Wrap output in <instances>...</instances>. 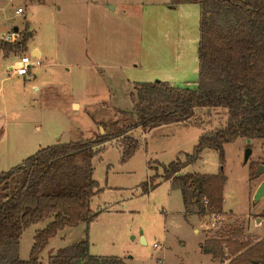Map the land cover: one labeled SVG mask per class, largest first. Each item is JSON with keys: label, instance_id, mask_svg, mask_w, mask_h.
Segmentation results:
<instances>
[{"label": "rangeland", "instance_id": "1", "mask_svg": "<svg viewBox=\"0 0 264 264\" xmlns=\"http://www.w3.org/2000/svg\"><path fill=\"white\" fill-rule=\"evenodd\" d=\"M168 2L0 0V41L13 33L15 39L6 41L13 43L25 29L32 32L26 42L27 52L14 49L5 55L0 50V172L40 148L103 134L105 124L128 116L134 81L128 84L123 76L129 74L144 47L149 52H163L168 47V57L176 61L194 48L197 52L198 16L182 12L180 6L172 10ZM18 7L21 12H16ZM160 11L161 16L155 15ZM146 30L150 36L141 39L140 33ZM33 48L40 50L39 58L36 52L31 55ZM21 55L34 60L26 76L13 75L10 69ZM197 73L198 67L195 78ZM187 85L193 88L195 84ZM207 109H195L193 118L199 124H163L140 135L135 129L140 146L125 162L120 160L115 140L104 143L92 159L93 177L100 190L90 208L103 210L90 224L92 254L120 256L127 264H158L159 259L162 264H222L200 249L205 239L216 237L217 231L238 227L253 239L264 238V197L253 200L256 187L264 180V170L257 174L264 166L263 140L248 143V138L238 137L226 143L222 162L218 151L206 148L186 167V171L201 174H216L222 169L226 180L223 212L218 217H185L181 192L168 180H161L149 192L142 191L141 184L160 174L162 165L192 150L191 139L197 132L224 124L225 110ZM179 127L188 131L179 133ZM248 146L251 153L245 159ZM45 224L38 222L23 230L20 258L29 257L34 232ZM79 227H66L52 237L41 253V264H46L48 254L81 240L84 231Z\"/></svg>", "mask_w": 264, "mask_h": 264}, {"label": "trees", "instance_id": "2", "mask_svg": "<svg viewBox=\"0 0 264 264\" xmlns=\"http://www.w3.org/2000/svg\"><path fill=\"white\" fill-rule=\"evenodd\" d=\"M171 3L200 6L194 87L162 80L134 82L131 111L125 118L105 124L103 134L40 148L0 172V264H41V253L49 240L64 228L82 223L86 225L83 238L58 248L46 264H127L120 256L93 255L89 251L88 225L103 211L90 208L100 190L93 177L92 159L105 142L115 140L120 160L125 162L140 146L135 129L146 133L163 124H199L193 118L196 108L225 110L224 124L203 131L190 152L180 153V157L162 165L161 173L150 176L141 188L146 193L161 180H168L181 192L185 217L222 214L226 180L222 169L216 174L185 169L206 148L218 151L222 162L226 143L238 137L264 141V0ZM31 37L32 32L25 29L13 43L0 41V50L5 55L14 49L26 51ZM42 221L46 224L34 232L29 257L20 258L23 230ZM200 249L222 264H264V238L253 239L238 227L217 231L216 237L205 239Z\"/></svg>", "mask_w": 264, "mask_h": 264}, {"label": "crops", "instance_id": "3", "mask_svg": "<svg viewBox=\"0 0 264 264\" xmlns=\"http://www.w3.org/2000/svg\"><path fill=\"white\" fill-rule=\"evenodd\" d=\"M170 2H171V0H169V2H168V5H167L168 8H170V9L172 8V10H173V9H176L177 7L180 6L183 9L182 12H185V13L189 12V13L194 14L195 16H198V18H197V25H198L199 18H200V6H199V4H197V3H180V4L173 5ZM156 13H155V15H157V16H161L163 14L161 11L159 12V14H156ZM157 16H155V17H157ZM14 28H13V31H14ZM150 34L151 33L146 30V31L141 32L139 37L141 39H145V38L149 37ZM197 40H199V37L197 38ZM146 48L144 47L145 50H143V52H141V54L139 53V57L137 58V60H135L136 62H134L132 64V69L129 71V74H125L123 76L124 80L128 84L130 82H133V81L134 82H137V81L138 82L153 81V80H150L151 79L150 77L161 78L160 80L169 82L173 85H187L189 83H191L193 85L195 84L196 79H197V76L195 78V75H196L195 69H196V67H198L197 66L198 56H197V52L195 51V48H194V51H192L190 54H188V56H186V55H185V57L180 56V58H178L177 61L174 58L168 57V55L171 53V52H169L170 48H168V47H166L167 48L166 51L163 50V52L162 51L149 52L148 50H146ZM35 52L37 55L36 57L39 58L40 57V50L33 48L31 51V55L33 56V54ZM12 67H13V65L10 66V69ZM143 70H145V71L143 72ZM12 72H13V70H12ZM179 72H181V75L178 77L176 74L179 75ZM172 73H175V74H172ZM12 74L16 75V76H26V75H17L14 72ZM141 75H143V76H141ZM128 76L142 77V78H130ZM176 81H178V82H176ZM72 103H74V101ZM77 104L80 106V103L77 102ZM177 123H179V122L164 124V125H172L173 126L174 124H177ZM160 126L154 127L146 133H149L152 130H155L156 128H158ZM175 126H177V125H175ZM184 126H186V125H184ZM179 128H180L179 133H181L183 130L188 131V129L186 127H179ZM137 130L139 132L138 133L139 135L143 133L140 128H138ZM201 133L202 132H197L195 134V136H193L194 138L191 139L193 145L196 144L197 139ZM179 152H181V151H178V153ZM99 215L97 217H99ZM90 224L88 226V230H89L88 234L90 233ZM77 226H80L79 230H81L80 228H82L83 231L86 228V226L84 224H79ZM77 226H75V227H77ZM49 255H51V254H48V256ZM93 255H96V254H93ZM124 260L127 263L126 259H124Z\"/></svg>", "mask_w": 264, "mask_h": 264}, {"label": "built area", "instance_id": "4", "mask_svg": "<svg viewBox=\"0 0 264 264\" xmlns=\"http://www.w3.org/2000/svg\"><path fill=\"white\" fill-rule=\"evenodd\" d=\"M22 8L18 7L16 12H21ZM5 41H13L15 39L14 34H7L3 38ZM34 60L31 59L29 55H21L20 59L11 68L13 72L17 75H28L30 73V67L33 65ZM154 247H158L156 243L153 244ZM158 264H162L161 259L158 260Z\"/></svg>", "mask_w": 264, "mask_h": 264}, {"label": "water", "instance_id": "5", "mask_svg": "<svg viewBox=\"0 0 264 264\" xmlns=\"http://www.w3.org/2000/svg\"><path fill=\"white\" fill-rule=\"evenodd\" d=\"M14 31H15V32L17 31V27L14 28ZM250 141H251V139L248 138V139H247V142L250 143ZM250 153H251V149H250V147L248 146V147L245 149V154H244L245 159H247V158L249 157ZM263 170H264V166H260L259 169L257 170V174L262 173ZM179 174H180V173H179ZM263 197H264V180H262V181L259 183V185L256 187L255 192H254V194H253V200H254L255 202H257V201H259V200H260L261 198H263ZM141 241H142V242H145V240H144L143 237H141Z\"/></svg>", "mask_w": 264, "mask_h": 264}]
</instances>
